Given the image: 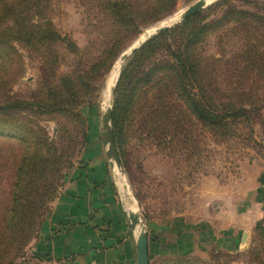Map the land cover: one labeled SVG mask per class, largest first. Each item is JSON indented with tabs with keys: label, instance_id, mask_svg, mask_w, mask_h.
<instances>
[{
	"label": "rangeland",
	"instance_id": "374dc122",
	"mask_svg": "<svg viewBox=\"0 0 264 264\" xmlns=\"http://www.w3.org/2000/svg\"><path fill=\"white\" fill-rule=\"evenodd\" d=\"M2 1L15 10L0 20V108L11 107L0 113L10 122L0 131V233L32 154L31 190L41 202L17 243L0 240V264H34L32 246L68 175L93 144L107 156L102 116L114 111L135 53L122 64L121 56L198 0ZM201 13L211 28L196 47L193 88L180 85L165 48L146 61V76L135 69L142 82L117 128L114 194L127 218L133 208L140 214L150 264H264V0H214ZM82 77L89 88L78 92ZM191 98L210 122L195 115ZM127 228L137 242L129 218Z\"/></svg>",
	"mask_w": 264,
	"mask_h": 264
},
{
	"label": "crops",
	"instance_id": "0c3cea01",
	"mask_svg": "<svg viewBox=\"0 0 264 264\" xmlns=\"http://www.w3.org/2000/svg\"><path fill=\"white\" fill-rule=\"evenodd\" d=\"M104 153L89 146L68 175L32 246L36 264H138Z\"/></svg>",
	"mask_w": 264,
	"mask_h": 264
},
{
	"label": "trees",
	"instance_id": "16d2710c",
	"mask_svg": "<svg viewBox=\"0 0 264 264\" xmlns=\"http://www.w3.org/2000/svg\"><path fill=\"white\" fill-rule=\"evenodd\" d=\"M7 5L8 2L0 0V20H3L4 23L9 22V14L15 10L14 3ZM210 28L211 24H206V18H204L203 13H199L193 18L183 22L180 26L159 33L146 42L141 49L134 54L133 58L123 69L118 87L115 91L116 103L113 111V127L116 143H118L117 128L120 119L134 106L135 98L140 90L139 84L142 80H140V75L135 69H138L137 67L142 68L143 75L146 76V70L145 68L143 69L146 61H149L160 49L165 48L175 59L178 67H180V85H189L192 87L193 84L198 83L200 74V59L196 57V47L202 39L205 38L206 34L210 33ZM50 34L53 39L58 37L55 32H51ZM115 57H113L112 60H114ZM105 62L106 59L101 63L104 64ZM97 71V66H92L87 74V79ZM174 72L177 73L179 70L175 69ZM135 75H137V79ZM84 79L85 77L79 78V81L76 82L77 84L73 86L76 91H81L79 84H82L84 88H89L88 84L84 83ZM149 79H152V76H150ZM198 101H196L195 98H191L190 106L195 115L203 122H210V114L202 106L201 99H198ZM59 107L62 109L65 106ZM9 108L11 107L7 106L0 108V113L6 110L8 111ZM9 124V121H0V131L5 132ZM35 161L36 157L34 154L30 157L27 156L21 168L18 169L16 183L14 185L15 189L12 195V213L3 221L5 227L1 229L2 231L0 233V240H7L10 244L17 243L19 233L27 228L33 227L36 212L40 209L41 198H36L34 196L37 193L36 189L31 190L33 185L38 186L34 181L31 183V174H35L36 172ZM39 180L41 179L38 176V181Z\"/></svg>",
	"mask_w": 264,
	"mask_h": 264
},
{
	"label": "water",
	"instance_id": "95a60500",
	"mask_svg": "<svg viewBox=\"0 0 264 264\" xmlns=\"http://www.w3.org/2000/svg\"><path fill=\"white\" fill-rule=\"evenodd\" d=\"M208 1L211 0H198L195 4L188 7L182 12L179 17H171L165 20L164 24L161 26H156L151 32H147L148 35H145V38L138 44L134 43L132 47L121 56V64L124 63L132 54L136 53L139 48L151 37L158 35L161 32L171 28L172 26L185 22L201 13L208 5ZM119 76V75H118ZM118 76L115 79L114 83L109 88V91L113 93L115 85L118 81ZM113 122V109L109 107L101 120V131H102V140L104 146L107 148V158L110 162V166L113 169H116L118 172L121 171V161L117 151L114 130L112 126ZM128 218L131 223V229L134 233H137V257L138 264H150V255H149V246H148V234L144 223L141 220L140 214L134 208L128 211ZM248 240V233L243 234L242 245L244 246Z\"/></svg>",
	"mask_w": 264,
	"mask_h": 264
},
{
	"label": "bare ground",
	"instance_id": "6f19581e",
	"mask_svg": "<svg viewBox=\"0 0 264 264\" xmlns=\"http://www.w3.org/2000/svg\"><path fill=\"white\" fill-rule=\"evenodd\" d=\"M213 1H214V0L208 1V4L211 3V2H213ZM181 14H182V12H179V13L176 15V17H179ZM146 35H148V33H147ZM125 195H126V194H125Z\"/></svg>",
	"mask_w": 264,
	"mask_h": 264
}]
</instances>
